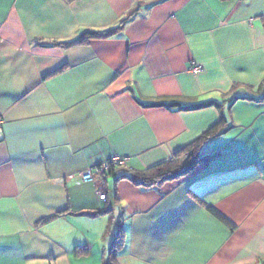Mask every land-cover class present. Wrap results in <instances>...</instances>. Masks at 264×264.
I'll use <instances>...</instances> for the list:
<instances>
[{"label": "crops", "instance_id": "1", "mask_svg": "<svg viewBox=\"0 0 264 264\" xmlns=\"http://www.w3.org/2000/svg\"><path fill=\"white\" fill-rule=\"evenodd\" d=\"M133 4L114 35L62 44ZM263 15L264 0H0V264H103L117 233V264H264ZM221 118L188 174L115 179ZM111 156L115 175L81 179Z\"/></svg>", "mask_w": 264, "mask_h": 264}, {"label": "trees", "instance_id": "2", "mask_svg": "<svg viewBox=\"0 0 264 264\" xmlns=\"http://www.w3.org/2000/svg\"><path fill=\"white\" fill-rule=\"evenodd\" d=\"M137 6L133 4V6L119 19V24L113 29H107L104 31H86L80 34L77 38L62 43L64 45H74V44H82L86 43L90 39L95 38H106L114 35L121 28L131 21L133 17L137 13ZM210 102L207 103H196L193 101L191 104L186 106L181 105L178 100H169V99H159L152 103L151 105L155 106H164L167 108H177V109H186L192 110L197 108H202L204 106L209 105ZM223 128V118H221L217 123L209 127L206 131H204L200 136L195 138L193 141L189 142L183 148L178 150L171 158L168 160L162 161L150 167H147L142 170H134L130 171L128 174L116 175L115 179H127L134 183L135 185L147 189V188H159L163 183L167 181H171L174 179H178L189 172H191L198 164L203 160V156L199 155L200 148L205 141H207L210 137L218 134L220 130ZM109 157L105 162L98 163L93 165L92 174L100 176H107L111 173L115 175V170L124 165H114L111 162V158ZM122 159L124 157L119 156ZM106 164V168L102 169V165ZM106 195V193H105ZM106 199V198H105ZM206 207L216 215V212L213 211L211 206L206 205ZM50 218H46L44 220H48ZM120 233H117L112 239V242L109 245L107 252V259L103 264H117L116 257L122 247L123 236Z\"/></svg>", "mask_w": 264, "mask_h": 264}, {"label": "built area", "instance_id": "3", "mask_svg": "<svg viewBox=\"0 0 264 264\" xmlns=\"http://www.w3.org/2000/svg\"><path fill=\"white\" fill-rule=\"evenodd\" d=\"M263 22H264V15H263ZM191 70L192 71H199L200 70V67L198 65H195L193 67H191ZM124 160L125 158H121L119 156H113L111 158V162L112 164L114 165H120V164H123L124 163ZM106 168V164L102 165V169H105ZM81 179L85 182H90V181H93V174H92V169H88L86 170L85 172H83L81 174ZM97 194H98V197L102 200H105L106 198V195H105V192H103L102 190H99L97 189Z\"/></svg>", "mask_w": 264, "mask_h": 264}, {"label": "rangeland", "instance_id": "4", "mask_svg": "<svg viewBox=\"0 0 264 264\" xmlns=\"http://www.w3.org/2000/svg\"><path fill=\"white\" fill-rule=\"evenodd\" d=\"M97 195H98V194H97ZM115 234H116V233H115ZM112 239H113V238H111V242H112ZM111 242H110V243H111ZM109 245H110V244H109ZM107 248H109V246H108ZM107 252H108V251H107Z\"/></svg>", "mask_w": 264, "mask_h": 264}]
</instances>
